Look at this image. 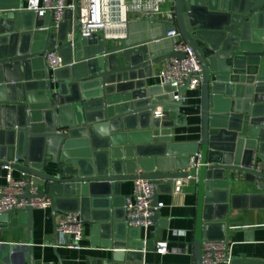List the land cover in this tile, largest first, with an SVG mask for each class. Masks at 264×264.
<instances>
[{"label":"water","instance_id":"obj_1","mask_svg":"<svg viewBox=\"0 0 264 264\" xmlns=\"http://www.w3.org/2000/svg\"><path fill=\"white\" fill-rule=\"evenodd\" d=\"M26 2L0 0V169L12 165L22 173L25 198L48 196L55 215L80 213L95 232L105 230L103 246L110 251L88 264H134L130 249L144 247L127 238L123 182L151 179L152 205L158 207L164 187L195 177L193 244L202 264L204 239H227V220L238 200L264 208V0H175L176 19L161 20L156 38L111 48L79 37L78 23L68 40L66 20L56 33L51 14L39 17L25 9ZM173 28L203 68L200 139L194 142L171 137L174 127L189 123L179 118L185 117L190 77L181 88L146 81L155 75L154 64L184 56L172 47L158 55L161 44L154 41ZM56 47L72 65L51 71L47 54ZM173 92L178 100L171 99ZM158 108L176 115L164 120ZM32 186L41 189L34 194ZM155 210L154 222L161 216ZM13 213L25 218L19 226L30 231L28 243L0 242V264H40L34 208H13L0 223L11 229Z\"/></svg>","mask_w":264,"mask_h":264},{"label":"crops","instance_id":"obj_2","mask_svg":"<svg viewBox=\"0 0 264 264\" xmlns=\"http://www.w3.org/2000/svg\"><path fill=\"white\" fill-rule=\"evenodd\" d=\"M29 5L28 2L25 6ZM45 16L44 18H46ZM66 26L63 31L69 40L68 35L75 29L77 20L72 12L67 13L65 19ZM161 20L145 19L142 21H132L128 28V39L143 40L149 37L156 38L162 31ZM34 23L30 21V24ZM59 27V26H58ZM53 27L54 32L58 33L59 28ZM72 28V29H71ZM71 29V30H70ZM127 39V40H128ZM156 40V39H155ZM124 41L111 40L108 45L118 46ZM154 44H161L157 49L159 56H164L171 47L168 39L154 41ZM68 55V52H67ZM168 58H165L163 64ZM163 64L153 65L155 75L147 77L148 85L160 84V73ZM201 88V87H200ZM174 94L171 95L173 97ZM173 99V98H172ZM200 89L187 90L184 94L183 102L186 104L182 109L185 115L179 118L183 123L184 118L189 121L188 125L176 126L173 128L171 137L174 142H194L199 140L200 129L198 116L200 107ZM197 105L198 107H192ZM157 111H163L158 108ZM176 115L173 110L163 111L162 119H172ZM17 158H15L16 160ZM14 160V161H15ZM19 163V160H16ZM7 170L3 166L0 169V183L5 182ZM14 177L23 178L22 173L15 169ZM135 181H125L120 187V193L126 197L133 194ZM41 188L38 189L40 191ZM197 178L187 177L185 179H175L171 187H164L159 194V202L164 204L161 210V216L154 222L151 228L146 232L140 228H130L127 238L132 243L143 242L144 247L139 249L134 247L131 256V263L143 262V264H197L194 256V233L197 216ZM235 209L229 215L227 220V241L233 244L234 264H264V208L250 207L248 201L238 200ZM112 211H115L112 209ZM122 214L121 209H118ZM34 254L35 259L40 264H88L90 260L99 257L100 254L109 252L103 246L106 239L105 230L99 229L95 232L93 226L83 223L84 238L83 244L86 248L76 250L56 244L59 242L58 232L55 229L60 217L63 215L53 213L52 206L46 209H34ZM221 213V211H220ZM12 228L7 227V222L0 223V242L27 244L30 231L26 226H19L24 217L19 213H13ZM81 215V214H80ZM125 229V228H124ZM220 230H217V234ZM127 233V232H126ZM67 242L72 238L68 236ZM165 240L170 245V251L167 254L156 252V241ZM19 254H25L24 250H18Z\"/></svg>","mask_w":264,"mask_h":264},{"label":"built area","instance_id":"obj_3","mask_svg":"<svg viewBox=\"0 0 264 264\" xmlns=\"http://www.w3.org/2000/svg\"><path fill=\"white\" fill-rule=\"evenodd\" d=\"M28 4L25 9L35 11L39 17L44 18L50 13L54 21L53 27H58L65 21L67 11L72 12L74 17L77 11L79 37L94 43L127 40L128 28L132 21L176 19L175 0H29ZM42 28L48 29L49 26ZM166 35L172 49L183 52L184 56L181 59L171 57L165 61L159 75L160 84L181 88L190 77L189 90L200 89L203 68L196 52L176 28L168 30ZM68 37L71 41L75 38L73 32ZM47 55V63L51 71L72 65L64 62L57 47ZM172 94L174 96L171 99H179L176 92ZM156 114L163 118V111H157ZM199 157L193 156L195 159L193 168L199 167ZM5 169L7 170L5 182L0 183V216L13 208L25 209L31 205L34 209H46L52 205V199L48 196L25 198L23 195L27 183L24 178L14 177L15 168L12 165L6 166ZM134 181L133 194L126 196L124 200L126 211L124 222L130 228H141L147 232L154 224L155 209H160L164 204L159 202L158 207H153L155 192L151 179L138 178ZM31 192L37 193V187L32 186ZM83 223L80 213H63L57 222L59 242L56 244L76 250L86 248L83 244ZM68 236L72 238L71 242H67ZM155 245L156 252L160 254H167L170 251V245L165 240H157ZM201 261L202 264H232L233 244L227 240L204 239Z\"/></svg>","mask_w":264,"mask_h":264}]
</instances>
